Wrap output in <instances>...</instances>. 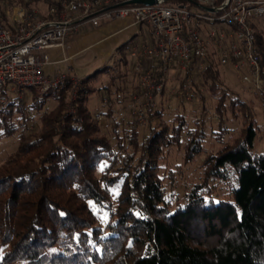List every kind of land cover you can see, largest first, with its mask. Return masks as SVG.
I'll return each instance as SVG.
<instances>
[{
    "label": "trees",
    "instance_id": "1",
    "mask_svg": "<svg viewBox=\"0 0 264 264\" xmlns=\"http://www.w3.org/2000/svg\"><path fill=\"white\" fill-rule=\"evenodd\" d=\"M56 1L45 4L49 9ZM39 2L0 0L1 23H9L7 9H33ZM48 9L42 18H52ZM251 27L264 80V17ZM130 42L116 48L115 65L81 80L72 114L65 113L70 80L58 90H26L30 105L3 90L0 140L17 135L18 144L0 161V264H264V154L252 153L258 126L252 107L221 83L214 52L203 68L192 70L190 83L177 82V93L201 82L216 102L222 146L205 159L206 180L236 177L229 199L217 201L196 185L185 203L176 200L173 207L158 173L161 155L182 145L184 135L185 160L194 159L203 151V131H190L180 116L154 126L160 113L149 109L143 134V126L116 120L111 109L89 110L95 94L112 106L127 102L123 94L137 88L125 78ZM109 73V81L97 85ZM29 110L39 114L36 132L29 131ZM227 110L241 113L244 125L228 143L222 140ZM100 114L110 120L109 134L101 133Z\"/></svg>",
    "mask_w": 264,
    "mask_h": 264
},
{
    "label": "built area",
    "instance_id": "2",
    "mask_svg": "<svg viewBox=\"0 0 264 264\" xmlns=\"http://www.w3.org/2000/svg\"><path fill=\"white\" fill-rule=\"evenodd\" d=\"M126 1L57 0L48 9L50 19L42 18L36 9H7L8 25L0 20V102L3 90L19 94L39 87L60 89L75 78L68 73L46 74L54 65L50 50H63L65 41L84 25L99 28L106 22L129 21L130 26H146L149 31L147 41L136 42L129 50L137 88L125 96L130 98V111L138 125H147V111L157 108L171 73L190 83L192 70L203 68L211 52L219 66H228L264 108L260 55L251 27L253 20L264 17V0H224L220 6H214L215 0H193L199 12L170 0H155L152 5ZM204 92L205 86L198 85L176 92V97L190 101ZM71 94L75 96V91ZM101 119L96 117L97 122Z\"/></svg>",
    "mask_w": 264,
    "mask_h": 264
},
{
    "label": "rangeland",
    "instance_id": "3",
    "mask_svg": "<svg viewBox=\"0 0 264 264\" xmlns=\"http://www.w3.org/2000/svg\"><path fill=\"white\" fill-rule=\"evenodd\" d=\"M169 3H173L171 0ZM47 0H41V2L36 4V9L39 12V15H43L47 13ZM3 6V5H2ZM5 6V5H4ZM3 6V7H4ZM6 9V7H4ZM188 10L191 12H199L200 9L195 5H187ZM127 22V21H125ZM124 21H116L113 22L108 28L98 29L92 28L90 26H85L80 28L79 32L72 37V45L71 49L67 51V55L72 54L74 57L67 64L73 70L71 76L76 78L77 80H71L72 90L75 91L80 85L82 79L88 77L93 74L95 71L115 65L118 57L115 54V50L118 46L126 42L134 32L140 33V31L147 28L146 26H142L143 28L137 26L132 27L127 30H121L124 25ZM113 37H108L112 31H119ZM148 30V28H147ZM105 37H108L107 39ZM140 38V37H139ZM103 40L102 42H98L99 40ZM54 52V51H53ZM52 51L48 52L51 60L60 59L53 53ZM59 71L63 73L66 72V65L59 64L56 67ZM126 69H124V72ZM220 81L221 83L227 87L231 92H233L237 97H239L242 101L248 104L253 109V116L257 123L256 137L253 143L252 153L255 154H264V108L259 101V99L252 94L247 86L240 84L238 78L231 71L228 66H220ZM111 73V72H110ZM110 73L107 76L100 78V83H107L109 81ZM125 78L132 80V74L129 71L125 72ZM182 80L181 75L177 73H171V78L168 81L164 95L158 100L157 108L155 109L157 113H160L159 117H156L152 120V125L159 126L162 123L173 124L174 119L178 116L183 117L187 122L190 131H194L195 129L203 131L204 139L202 140V153L195 157L190 161L185 160L184 154V143L188 139V136L183 135L182 145L179 147L174 146L169 148L168 150H164L161 155V161L159 162V176L162 178V184L165 188V194L167 198H170L172 201L173 207H175L174 203L178 200L179 203H185L187 199V194L190 193L192 188L196 185L202 186L203 193H209V195L219 201L223 199H229L231 195V190L233 185L235 184V174L230 173L229 179L221 180V179H208L206 180L205 176V159L209 155H215L218 150H220L222 144H220L216 139V133L218 131V117L215 114V105L216 102L213 98H211L208 93L205 92L202 96L203 100H200L199 97L194 98L190 101H181L176 97V84L178 81ZM200 81V80H199ZM122 81H119L117 85H121ZM197 84L193 85L195 89L196 86L201 85V82H196ZM116 85V86H117ZM192 89V87H190ZM35 92L41 91V88H34ZM173 91V92H172ZM70 93L69 95V105L66 109V114H72V101L75 96ZM100 94V93H99ZM128 94V93H125ZM18 98L24 99L27 105L31 103V94L29 91H23L19 94H16ZM127 102H122L118 104H113L109 106V103H106L105 100H101L100 95H94L91 97L89 102V110L91 112L102 111V114L107 112L108 109L113 110V116L116 120H123V117L128 120V122H132L135 125L137 121L133 117V114H129L130 110V100L129 97ZM126 104V105H125ZM73 109V108H72ZM101 116L102 119L97 122L100 127L102 134L108 133V124L110 120L107 116ZM96 116V117H97ZM29 117V131L36 132L40 125L38 120L39 114H36L33 110L28 111ZM96 119V118H95ZM225 132L222 135V140L224 142H229L232 139H236L240 136L242 129L244 127L241 113L237 112V114H230L227 110L224 113L223 120ZM138 127H142L138 125ZM143 126L140 128L141 133L146 134L148 132V128ZM33 132V133H34ZM111 143L114 145V140H111ZM18 144V136L15 135L10 138L0 140V161H4L5 158L13 153ZM134 195V193H133Z\"/></svg>",
    "mask_w": 264,
    "mask_h": 264
},
{
    "label": "crops",
    "instance_id": "4",
    "mask_svg": "<svg viewBox=\"0 0 264 264\" xmlns=\"http://www.w3.org/2000/svg\"><path fill=\"white\" fill-rule=\"evenodd\" d=\"M112 23L113 22H111V23H103L98 29H104V28H108L110 25H112ZM123 25H124V27L121 29V30H127V29H129V28H132V27H137V26H139L140 27V30H141V28H143L142 27V25H136V26H130V22L129 21H127V22H125L124 21V23H123ZM85 26H89V25H84V26H82L81 28H83V27H85ZM80 30V29H79ZM79 30H78V32H79ZM121 30H119V31H112L110 34H109V38L110 37H113L116 33H118V32H120ZM146 31H144V30H142V31H140V33H136V32H134L133 34H132V36L128 39V40H131V42H130V45H129V50H130V48H131V46H132V44H134V43H139V42H144V41H147L148 39H149V31L147 30V28L145 29ZM77 32V33H78ZM76 33V34H77ZM75 34V35H76ZM73 37V36H72ZM72 37H70L69 39H67L66 41H65V44H64V48H63V50H61V49H53V50H50V51H54L53 53H56V55L58 56V57H60V59H57V60H51V62L54 64V65H51V66H49L47 69H46V74L48 75V76H55V75H58V74H65V73H63L62 71H59L56 67H57V65H59V64H65L66 65V72L69 74V75H71L72 74V72H73V70H72V68L70 67V66H68L67 64L72 60V58L74 57L72 54H70L69 56L67 55V51H68V49L70 50L71 49V47H69L70 45H72V42H71V40H72ZM108 37H105L106 39L108 38ZM140 37V38H139ZM127 40V41H128ZM103 40L101 39V40H99L98 42H102ZM129 50L127 51V53H126V56H127V60H128V70H129V72H131V74H132V78L134 79V82H135V84L137 85V79H136V77H135V75L132 73V71H131V68H130V60H129ZM49 51V52H50ZM51 58V57H50ZM66 73V74H67ZM74 78V77H73ZM76 79V78H75ZM77 80V79H76ZM136 89H134L133 91H131V92H128V93H132V92H134ZM123 95H125V93L123 94Z\"/></svg>",
    "mask_w": 264,
    "mask_h": 264
},
{
    "label": "water",
    "instance_id": "5",
    "mask_svg": "<svg viewBox=\"0 0 264 264\" xmlns=\"http://www.w3.org/2000/svg\"><path fill=\"white\" fill-rule=\"evenodd\" d=\"M155 0H129L126 1L124 4H141V5H152L154 4ZM211 11V9H209Z\"/></svg>",
    "mask_w": 264,
    "mask_h": 264
}]
</instances>
